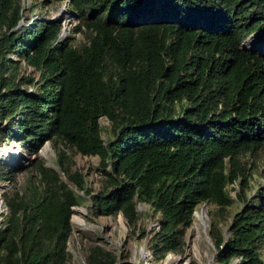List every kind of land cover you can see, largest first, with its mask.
Returning <instances> with one entry per match:
<instances>
[{"label":"trees","instance_id":"1","mask_svg":"<svg viewBox=\"0 0 264 264\" xmlns=\"http://www.w3.org/2000/svg\"><path fill=\"white\" fill-rule=\"evenodd\" d=\"M66 6L80 18L72 34L85 33L77 46L72 34L58 38L57 22L15 28L20 1L0 0V144L11 135L35 154L45 139H58L96 155L105 174V189L92 199L99 212H120L130 226L135 202H145L160 216L152 254L180 252L196 204L223 211L232 203L225 185L236 179L235 196L246 200L249 170L239 158L264 146V51L240 44L264 26V0H67ZM21 62L38 72L36 80L19 74ZM29 84L36 89L27 90ZM102 115L112 134L105 141ZM63 155L59 171L33 160L36 183L4 196L0 264H67L69 215L80 196L60 173L78 190L83 178L69 172ZM11 172L0 158V182ZM214 226L208 232L221 264H264V184L234 211L225 237ZM82 264L117 263L112 251L93 244Z\"/></svg>","mask_w":264,"mask_h":264},{"label":"rangeland","instance_id":"2","mask_svg":"<svg viewBox=\"0 0 264 264\" xmlns=\"http://www.w3.org/2000/svg\"><path fill=\"white\" fill-rule=\"evenodd\" d=\"M19 1L21 5L19 21L21 24L18 27L20 28L30 27L41 19L52 18L53 22L62 26L59 39H63L72 34L73 27L80 23L78 15L68 13L65 0L51 3H45L43 0ZM84 34L82 31L72 34V41L75 46L82 43L85 39ZM240 44L253 53L262 54L264 51V26L246 34ZM11 56L15 57V54L13 53ZM19 74H30L34 80L38 77V72L27 66L25 62H21ZM34 88L36 89L34 84L27 86V90ZM1 124L4 127L5 120ZM98 124L101 138L104 141L110 138L112 134L108 119L103 115L99 116ZM0 148L10 151L9 155L0 158L6 161L12 169L11 178L1 181L4 182V185L0 186V223L7 211L4 196L11 195L14 190L21 191L28 180L36 183L38 175L34 169L33 160L37 159L44 165L59 171L56 160L59 151L62 150L64 152L62 159L68 165L69 172H79L82 175L83 187L78 190L67 176L60 173V178L80 196L78 203L71 206L72 210L69 215L70 233L66 241V250L69 253L67 264L84 263L88 248L93 244H98L112 251L116 256L117 264H165V260L170 256L175 258V261L170 264H221L216 258V251L209 236L208 231L211 225H215L216 233L220 232L225 237L227 224L234 211H237L243 202L247 203L258 185L264 184L263 146L257 149L254 155L245 153L239 158L249 170L247 186L243 188L246 200L241 201L235 196L240 189L237 179L227 183L225 189L232 197V203L220 212L212 204L203 202L196 204L191 213L189 225L183 227L184 244L182 250L180 252L168 251L164 257L159 258L152 254L150 238L153 232L158 229L157 221L160 216L147 203L135 202L137 216L133 225L130 226L120 212L101 214L94 206L93 196L105 189V174L96 155H81L73 148L63 145L58 139H45L35 154H31L11 135L2 141ZM9 156H15L12 163L5 159ZM107 168L108 164L105 165V169ZM195 212L198 213V217L195 216ZM200 217H203L205 226L199 219ZM178 226L181 227L180 224ZM233 259L234 257L231 261Z\"/></svg>","mask_w":264,"mask_h":264},{"label":"bare ground","instance_id":"3","mask_svg":"<svg viewBox=\"0 0 264 264\" xmlns=\"http://www.w3.org/2000/svg\"><path fill=\"white\" fill-rule=\"evenodd\" d=\"M61 31V30H60ZM59 36H60V34H59ZM10 151L9 150H6V149H1L0 150V155L3 157L4 155H9L10 153H9ZM4 158V157H3ZM0 206H1V202H0ZM195 214V216H197L198 215V213L197 212H195L194 213ZM198 217V216H197ZM201 221H202V219H203V217H200L199 218ZM168 257V256H167Z\"/></svg>","mask_w":264,"mask_h":264},{"label":"water","instance_id":"4","mask_svg":"<svg viewBox=\"0 0 264 264\" xmlns=\"http://www.w3.org/2000/svg\"><path fill=\"white\" fill-rule=\"evenodd\" d=\"M71 12V11H70ZM44 21H53V19L52 18H46V19H44ZM57 21H60L59 19H57ZM21 23H20V21L15 25V28L17 27V26H19ZM0 150H1V148H0ZM0 157L1 158H3L1 155H0ZM2 185H4V182H1L0 183V186H2ZM0 201H1V199H0ZM202 216V215H201ZM202 223H203V225L205 226V222H204V220L202 219ZM203 226V227H204Z\"/></svg>","mask_w":264,"mask_h":264},{"label":"clouds","instance_id":"5","mask_svg":"<svg viewBox=\"0 0 264 264\" xmlns=\"http://www.w3.org/2000/svg\"><path fill=\"white\" fill-rule=\"evenodd\" d=\"M65 4H66V2H65ZM67 10H68V13H70V14H72V15H77V13L76 12H74L73 10H71V9H69L68 7H67ZM71 11V12H70ZM42 20H44V19H41L40 21H42ZM59 38V37H58Z\"/></svg>","mask_w":264,"mask_h":264},{"label":"built area","instance_id":"6","mask_svg":"<svg viewBox=\"0 0 264 264\" xmlns=\"http://www.w3.org/2000/svg\"><path fill=\"white\" fill-rule=\"evenodd\" d=\"M65 1H67V0H65ZM157 223H158V221H157ZM236 260H237V258L234 257V259L232 260V262H235Z\"/></svg>","mask_w":264,"mask_h":264}]
</instances>
